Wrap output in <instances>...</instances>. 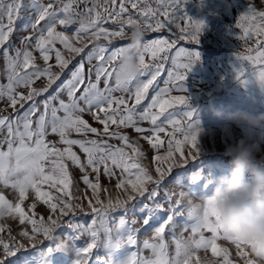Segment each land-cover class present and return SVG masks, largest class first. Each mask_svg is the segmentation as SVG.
<instances>
[{"label":"snow or ice","instance_id":"6c2138e0","mask_svg":"<svg viewBox=\"0 0 264 264\" xmlns=\"http://www.w3.org/2000/svg\"><path fill=\"white\" fill-rule=\"evenodd\" d=\"M88 2L28 0L26 3L25 0H0V57L4 61V69L0 71V79L4 81L0 82V100L12 109L10 115H0V187L12 190L11 200L0 191V218L8 216L16 219L18 214V223L22 226L18 235L33 247L37 235L52 241L35 253L28 264H64V259L58 254L66 251L75 253L72 264H193L194 258L195 264H201L196 254L209 249L213 257L222 256L223 264H232L229 249L218 247L217 241L220 240L230 242L235 247L236 255L243 259V264H257L255 259L249 258L248 252L235 237L222 230L214 201L209 196L202 206V213L189 203L179 235L175 232L176 218L184 215L187 194L184 191L176 193L173 185L164 190V198L157 202L166 177L174 167L179 168L186 162L174 159V151L181 152L183 157L182 146L191 145L187 155L193 159L198 156L199 129L192 122L194 114L188 111L183 114V119H176V113L170 110L188 103L187 96H172L171 93H186V73L199 61V52L179 48L175 56H171L170 50L175 41L152 39L144 44L138 56L139 76L135 80L122 82L115 78L118 65L114 63L121 47L109 48L99 43L103 40L110 44L116 38L125 37L126 26L143 32H159L175 24L180 28L179 39L187 38L197 44L204 22L177 15L181 0H156V8L148 0H120L118 7L117 0H111V6L108 0L104 4L92 0V7L87 6ZM183 2L187 3V0ZM81 3L85 5L82 11L78 10ZM128 5L137 10L138 18L129 12ZM98 7L102 11H98ZM169 7L175 11L169 13ZM27 11L32 14L25 20L23 13ZM125 13L126 19L123 18ZM161 16L165 19L162 20ZM183 19H187L189 24L181 27L177 21ZM109 20L115 26L114 30L106 26ZM18 24H21L20 28ZM73 24H79V27L74 33L66 34ZM58 26L63 30L58 31ZM235 27L243 33L237 39L245 40L246 45L248 41L256 45L255 48L247 47V55L235 54L236 58L250 63L253 66L251 73L264 86V10L258 11L249 2ZM20 30L29 31L30 34L18 37L21 47H14L11 37ZM253 37L257 39L253 40ZM58 44L63 50L57 47ZM34 52L39 53L42 65ZM65 52L68 53L67 57ZM53 55L55 65L49 63ZM78 56L81 59L69 78L49 92ZM146 56L151 58L149 62H146ZM93 59L98 63L85 69V61L91 64ZM169 60L172 67L166 70L165 62ZM241 65L236 78L247 83L242 79L245 69ZM53 67L60 71H53ZM164 71H167L168 77L164 81L165 87H153ZM38 80L42 83L41 87L34 86ZM150 87L154 95L149 99ZM115 92L127 93L128 98L124 95L114 96ZM62 93H66V99L61 98ZM38 97L44 98L38 100ZM130 100H134V103L130 104ZM145 100L148 102L142 103ZM85 114L102 125V130L92 126L84 118ZM142 122L150 123L151 127H141ZM165 125L171 126L172 130L166 132ZM121 128H132L141 134L150 133L142 138L156 151L163 144L160 133L171 137L167 142L166 155L154 156L157 162H168V168L157 166V175L154 176L140 162L145 153L138 142L131 141ZM178 133L183 135V140L176 138ZM73 134L76 138H72ZM113 139L122 142V146L111 144L109 141ZM74 148L79 149L83 159ZM69 164L79 169L82 183L92 190L91 197L74 196L69 191L74 183ZM101 169L109 180L116 177V170H119L115 197L109 194L101 199ZM200 180L199 172L191 177L192 182ZM45 185L49 191L42 190ZM149 185L153 186L150 190ZM53 189L62 195L53 196ZM103 191L107 192V189ZM30 193L34 194L35 199L29 208L35 209L36 201L43 202L49 210L46 217L39 215L37 218L35 213L26 215L21 205ZM141 197L152 201L151 205L140 201L138 206L136 202ZM82 200H87V208L82 202H74ZM137 208L139 218L133 219L131 225L123 215L118 222L112 223L114 213H128ZM77 210L85 214L88 218L86 222L75 221ZM65 217L70 218L65 221ZM137 223L140 229L133 227ZM61 228L70 230L63 239L54 235ZM166 228L174 246V253L171 254L169 243L165 241ZM3 230L4 226L0 225V231ZM141 230L153 233L151 242H144V248L151 250V256L144 257L131 251L121 259L96 255L93 261L94 250L103 248L112 257L122 248L135 247L137 233ZM82 237L86 239L83 244H78ZM10 239L11 245L0 238L3 248L0 264H16L8 257H14L24 248V244L16 241L15 237ZM215 264L218 262L215 261Z\"/></svg>","mask_w":264,"mask_h":264},{"label":"rangeland","instance_id":"374dc122","mask_svg":"<svg viewBox=\"0 0 264 264\" xmlns=\"http://www.w3.org/2000/svg\"><path fill=\"white\" fill-rule=\"evenodd\" d=\"M253 1V0H251ZM264 3V0H259ZM27 3L28 0H25ZM46 2V0H45ZM149 4L153 7H157L156 0H148ZM100 4H104L105 0H99ZM120 3V0H117V7ZM109 6H111V0H108ZM88 7H92V0H89ZM85 5L83 3L79 4L78 10H83ZM190 4L189 1L187 3H184L181 1L179 5V11L176 13L177 15H186L189 16V10H190ZM129 12L133 15L134 18H138L139 14L137 10L132 9L130 5H128ZM98 11H102L101 8H97ZM169 13L174 12L175 10L172 7H169L167 9ZM32 13L30 11L24 12L23 16L25 17V20L31 15ZM124 19L127 18V13L124 14ZM162 20L165 19V17H160ZM200 18V17H199ZM198 21L204 22V27L201 32V35L199 37V40L206 35L207 28H206V21L204 18H200ZM187 19L178 20L177 23L180 24L181 27H184L187 25ZM106 26L110 27V30H114L115 26L111 24V20L106 22ZM18 28L21 27V24L17 25ZM79 27V24H73L69 26V31L66 34H72L74 33L75 29ZM176 25H172L171 28H164L159 32H151V31H145L144 32V38L143 42L144 44L147 43V41H150L152 39L156 38H164L168 39L169 42H172L174 40L180 41L179 37L174 36L173 30L176 29ZM179 30V34L181 36L180 28H177ZM58 31H62L63 28L58 26ZM132 29L128 28L126 26V35L123 38H116L111 41L109 44L107 41H99L101 44H106L109 48H120L124 45H126L129 41L127 39L128 34L130 33ZM29 31L20 30L16 34H14L11 37V43L14 47H21L20 39L18 37L29 35ZM222 36V34L220 35ZM222 37H220L221 39ZM183 40V43L185 40L190 39H181ZM208 42L211 43L212 47H220L223 41H220L219 38L214 39L213 37H209ZM214 44V45H213ZM200 46V45H196ZM57 47L62 49L61 45H57ZM92 45L89 44V48H91ZM177 44L174 45V47L170 50V55L175 56L176 51L179 50ZM187 49H189L187 47ZM63 50V49H62ZM209 50V49H208ZM87 51V50H86ZM211 53H208L211 57H214V52L219 51L216 49L211 50ZM199 52V51H198ZM202 54V53H201ZM218 54H220L218 52ZM34 55L38 57V63L43 64V61L39 59V53L34 52ZM66 57L68 56V53L65 52ZM84 54H82L83 56ZM81 57H75V59L72 60V63L69 64L68 69L64 70L63 74L61 75L60 80L56 82L52 86V89L49 90V92L54 91L63 81L67 80L69 78L70 72L74 70L76 64L80 61ZM146 62L150 61V57L146 56ZM179 59V58H178ZM50 64L55 65V57L52 56V59L49 61ZM98 63L97 60L93 59L91 61V64H89L87 61H85V69H88L90 67L95 66ZM114 63L117 64V61ZM171 61L165 62V69H171L170 68ZM4 69V61L2 57H0V71H3ZM53 71H60L59 68L53 67ZM194 69H190L186 73V78L184 81V87L186 89V93L184 92H177L173 91L171 93L172 96H179L184 95L188 97V103L186 105H177L174 109L170 111H174L176 113V119H183V114L185 112L191 111L193 115V124L196 129H199V137H198V156L196 159H193L191 156L187 155L189 148L191 145L188 146H182L181 151L184 153V156H181V152L174 151L173 158L179 161L180 159L185 160L186 162L181 165L179 168H173L172 173L166 177L165 182L161 186V190L159 192V196L157 198V202H160L165 195V189H170L173 185H175V191L176 193H179L180 191H184L186 195V199L184 200V215L178 216L176 218V224L177 227L175 228V232L177 235L181 232V226L184 223L185 218L187 217V206L189 203L193 207L196 208L197 212L202 213V206L205 203V199L207 196H210L213 187L215 186V179L220 174L225 173L229 166H230V160L225 159L222 156H225V150L230 145H235L237 141L240 139L250 137L252 139H256L260 136L262 132H264V128H252L245 124H238L236 122H233L228 119L218 118L213 115V110L217 108H223L226 110V112H235L237 110H247L253 113H264V93L261 94V96H256V99H251V96H242L239 98V96H221L222 95V87L218 85H208V86H201L198 85L195 89V86L190 85V78L189 72H194ZM45 79L46 78H42ZM141 79H144L143 77ZM167 71H164L161 73V75L157 78V82L153 85V87L159 89L165 87L164 81L167 80ZM0 82H4L2 79H0ZM35 87H41L42 83L41 81H36ZM101 87H103V84H101ZM231 87V86H230ZM211 92H213V95H211ZM47 95V94H45ZM114 96H121L124 95L125 98H128L127 93H121V92H115L113 93ZM154 95L153 88H149L148 97ZM44 97H38V100L43 99ZM61 98L66 99V93L61 94ZM148 101L145 100L142 103H147ZM129 103H134V100H130ZM12 113L11 107H9L5 101L0 100V115H10ZM84 118L89 121V123L97 127L98 129L102 130V125L95 122L91 116L85 114ZM141 127L144 128H150L151 125L148 122H142L140 124ZM115 126H113L114 129ZM166 132H170L171 126L165 125ZM122 133H125L129 136L130 140L133 142H138L139 146L141 147V150L145 153V156L141 158L140 162L146 166L150 172L155 176L157 175L155 172V169L157 166H160L164 169L168 168V162H157L154 160V156L156 155H166V149H167V142L171 138L167 136L165 133H160V139L163 141V144L160 145L159 151H156L151 148V146L148 144V142L143 139V136H148L150 133H136L132 128H121ZM72 138H76L75 134H73ZM90 138H96L94 136H90ZM177 139L183 140V135L177 134ZM111 144L115 146H122V142L117 140H110ZM75 151H77L78 154L81 155L83 159V154L79 152L78 148H74ZM255 163L259 165H264V143H261V152L257 154V158ZM90 171V170H89ZM69 172L73 179V186L70 187L69 191L72 192L74 196L78 197H91L92 190L89 189L84 183H82L80 179V172L79 169L75 168L71 164H69ZM199 172L201 174V180L198 182H192L191 177L193 174ZM94 177V174H92ZM120 176V172L117 169L116 170V177L109 180L108 177L103 175V170L101 169V176H100V184H101V192L100 196L101 199H105L107 195H112L115 197L117 194V189L115 188V184L117 183V177ZM177 181V183H176ZM205 185H207V188H205ZM180 186L184 187L181 188ZM149 190L152 185H149ZM107 189V192L103 191V189ZM42 190L49 191L48 186H43ZM53 196L56 195H62V193H57L54 189L51 190ZM147 195V194H146ZM35 197L34 194L30 193L29 198L25 200V202L21 205V207L24 209L26 215L32 216L33 213L37 215V218L39 215H44L45 217L48 214L47 206L43 204L41 201H36V208L30 209L29 205L34 201ZM140 201H143V203H147L151 205L152 201H148L147 199L141 197L136 202L139 206ZM74 202H82L87 208V200L82 201H74ZM125 216L126 220L128 221L129 225H131V222L133 219L139 218V212L138 208L137 210L130 211L128 213L123 212H117L113 214L112 223L118 222L120 216ZM70 217L63 218L65 221L69 219ZM76 222H86L88 219L84 213H80L79 210H77V215L74 218ZM1 224V222H0ZM4 226V230L0 231V238H2L5 242L12 243L10 237H15L16 241H19L20 243L24 244V248L21 249L16 253L14 257H8V259H12L16 261V264H28L30 260L33 259L34 254L38 253L40 249L46 248L49 246L52 241L44 239L42 235H37L36 240L34 241L35 247L32 246L31 243L28 241L22 240L21 237L18 235V232L21 230V227L18 223V214L16 216V219L8 218L2 222ZM30 230V225L28 226ZM133 227L140 229V224L137 223L133 225ZM9 229H11V232H9ZM70 230H65V228L57 229L55 232V236L59 239H63ZM153 233L152 231L145 232L143 230L139 231L137 233V244L135 247H129V248H122L119 250V252L116 254V256L110 257L108 252L100 248L99 250H94L93 253V261L95 259L96 255H99L103 258H111V259H121L127 256L131 251H136L138 255H142L144 257L151 256V250L144 248V242L146 240L150 241V237H152ZM165 241L169 243V253H174V246L171 244V234L168 232V229L165 230ZM185 236L188 235L187 232L184 233ZM206 236H210V234L205 233ZM86 238H81L80 241H78V244H83L84 240ZM103 239V237H102ZM241 245L244 246L245 251L248 252L249 258L255 259L257 261V264H264V261L261 260L259 257H264V239H237L235 238ZM151 242V241H150ZM218 247L220 249L228 248L229 249V259L232 261V264H243V259L238 257L236 255L235 247L230 245V242L225 241H217ZM243 250V249H242ZM199 256L200 261L202 262L203 257L207 256L209 259L215 260L218 262V264H223L222 256L213 257L211 254L210 249L205 252L203 250L199 251L197 254ZM58 257H62L64 259V264H72V260L75 258V253L73 251H66L58 254ZM0 258H3V248L0 246ZM92 264V262H90ZM193 264H195V258L193 260Z\"/></svg>","mask_w":264,"mask_h":264},{"label":"clouds","instance_id":"9594fccd","mask_svg":"<svg viewBox=\"0 0 264 264\" xmlns=\"http://www.w3.org/2000/svg\"><path fill=\"white\" fill-rule=\"evenodd\" d=\"M143 38L144 32L138 29L128 34L129 42L118 53L116 79L124 82L139 76L138 56L144 46ZM213 115L252 128H264V113L226 112L221 107L214 109ZM261 143H264V132L256 139L246 137L227 147L224 154L231 157L230 166L216 177L209 196L214 201L222 230L237 239H264V165L255 163ZM201 264H215V261L205 256Z\"/></svg>","mask_w":264,"mask_h":264},{"label":"crops","instance_id":"0c3cea01","mask_svg":"<svg viewBox=\"0 0 264 264\" xmlns=\"http://www.w3.org/2000/svg\"><path fill=\"white\" fill-rule=\"evenodd\" d=\"M183 2V0H181ZM190 4L189 17L194 20L204 18L206 21L207 34L204 35L196 44L195 41L174 40L178 47L189 48V50L199 51L200 59L191 67L194 72H189L190 85L208 86L218 85L222 87L221 96H251V99H256V96H261L264 93V86L251 73L252 65L245 61H238L235 54L247 55V47L255 48L256 45L252 41L237 39L238 36L243 35L242 30L236 28V22L241 14H243L251 2L257 10H264V3L259 0H187ZM200 17V18H199ZM188 21V20H187ZM189 21L187 22V25ZM175 37H180L179 30H173ZM222 34V36H220ZM213 37L223 41L220 47H212L208 42V38ZM220 37H222L220 39ZM186 39V38H185ZM253 40L257 37H253ZM148 42V41H147ZM200 45V46H196ZM214 45V44H213ZM209 49V50H208ZM213 49L219 50L214 52V57L211 53ZM218 52L220 54H218ZM202 53V54H201ZM255 55V53H253ZM180 59V58H179ZM245 69V76L242 79L247 83H242L236 78V72L242 67ZM172 67L170 63V68ZM231 86V87H230ZM213 95V92H211ZM2 138V135H0ZM5 195L11 200L12 190L3 189L0 187ZM8 216L0 218L2 224ZM11 218V217H8ZM0 224V225H1Z\"/></svg>","mask_w":264,"mask_h":264},{"label":"trees","instance_id":"16d2710c","mask_svg":"<svg viewBox=\"0 0 264 264\" xmlns=\"http://www.w3.org/2000/svg\"><path fill=\"white\" fill-rule=\"evenodd\" d=\"M222 157L225 158V159H229L230 158L229 156H226V155L222 156Z\"/></svg>","mask_w":264,"mask_h":264}]
</instances>
